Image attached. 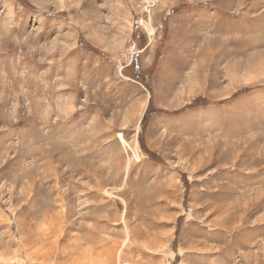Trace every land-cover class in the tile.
I'll return each instance as SVG.
<instances>
[{
  "label": "rangeland",
  "instance_id": "374dc122",
  "mask_svg": "<svg viewBox=\"0 0 264 264\" xmlns=\"http://www.w3.org/2000/svg\"><path fill=\"white\" fill-rule=\"evenodd\" d=\"M0 264H264V0H0Z\"/></svg>",
  "mask_w": 264,
  "mask_h": 264
},
{
  "label": "trees",
  "instance_id": "16d2710c",
  "mask_svg": "<svg viewBox=\"0 0 264 264\" xmlns=\"http://www.w3.org/2000/svg\"><path fill=\"white\" fill-rule=\"evenodd\" d=\"M135 64V63H134ZM135 72H138V66L136 64V67H135ZM138 73H136V76H137Z\"/></svg>",
  "mask_w": 264,
  "mask_h": 264
},
{
  "label": "bare ground",
  "instance_id": "6f19581e",
  "mask_svg": "<svg viewBox=\"0 0 264 264\" xmlns=\"http://www.w3.org/2000/svg\"><path fill=\"white\" fill-rule=\"evenodd\" d=\"M131 49L135 50L134 45H132ZM132 52V51H131ZM135 52V51H134Z\"/></svg>",
  "mask_w": 264,
  "mask_h": 264
}]
</instances>
